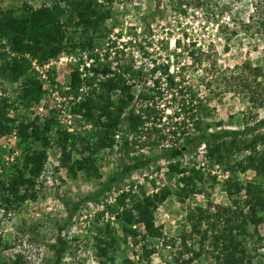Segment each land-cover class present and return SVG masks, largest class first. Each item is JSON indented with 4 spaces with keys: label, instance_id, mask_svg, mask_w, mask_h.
<instances>
[{
    "label": "rangeland",
    "instance_id": "obj_1",
    "mask_svg": "<svg viewBox=\"0 0 264 264\" xmlns=\"http://www.w3.org/2000/svg\"><path fill=\"white\" fill-rule=\"evenodd\" d=\"M258 1L260 0H117L111 17L100 27L103 36L95 39L91 50L63 52L44 64L52 62L48 66V79L43 82L45 93L39 101L32 104L31 110L44 116L51 106L61 103L67 92L64 88L69 82L70 71L75 67H78L81 74L86 73L84 78L92 76L90 85L96 91L101 80L110 72L124 71L122 73L125 78L133 76L131 92L134 95L143 79L147 80L145 86H151V80L158 78L162 88L166 86L169 75L178 83L177 88L183 91V99L188 101L192 98L193 102L200 100L209 107L208 116L202 119L203 124L212 123L208 131L217 129V122L224 128L242 129L246 123L252 124L262 118L264 107L252 108L248 95L241 91L232 77L240 73L248 76L244 67L247 62L254 67L264 68V36H255L237 28L239 31L236 35L227 37L239 20L248 21L249 15L253 14L254 4ZM25 2L36 8L50 0H0V13L11 10L17 14ZM176 40H179V45ZM91 64H98L108 71L100 70L92 75L89 69H85ZM158 65L168 66L167 75H160L159 69L151 71ZM41 71L36 70L40 78ZM248 79L253 81L252 76H248ZM83 85L84 88L76 92L80 95L78 101L90 92L89 87ZM19 88L18 82H7L0 77V96L14 98ZM174 94L175 96L165 89L155 100L159 106L176 108L180 112L177 119L188 117L184 126L186 132H198L197 124L188 115L190 113H183L180 92L177 94L176 91ZM111 95L117 100L119 92L114 91ZM172 112L167 108L163 119L167 120ZM16 113L21 116L23 109L19 108ZM57 124H60L58 119ZM72 125L75 127L74 131L78 132L92 133L95 130L93 123L79 114L73 117ZM137 127H123L120 123L114 132L119 137L114 136L113 145L96 153L99 177H88L83 172L71 176L59 165L58 148H48L45 169L36 180V198L24 201L8 213H3L0 209V264H13L17 257L20 264H55L51 246L56 244L58 234L67 242L61 264H101L96 253V236L105 232L106 225H109L110 236L115 238L111 251L112 264H173L175 256L178 257L182 250L180 236L189 230L184 219L188 210L198 206L213 209L216 205L232 208L237 205L241 208L245 197L244 189L236 194L237 203L234 205V195L232 198L228 195L226 182L264 185V178L257 176L253 170L234 172L227 166L228 161L233 164L248 151L232 153L227 158L211 157L207 155L205 146L186 152L180 158L182 166L189 169L185 174H189L193 168H199L203 174V179L193 180L196 191L184 192L182 189L186 185L180 179L182 174L169 172L166 160L159 159L129 172L121 180L112 183L96 199L80 202L85 196L94 193L108 177L118 174L121 161L131 163L136 158L160 150L159 144H134L132 136L136 135ZM257 131L263 132L264 128ZM182 140L183 137L180 142ZM20 150L14 131L2 135L0 169L19 159ZM163 190H168L169 193L155 209L154 224L166 237L176 238L175 245L164 246L158 239L144 241L140 236L135 238V243L130 235L123 232L122 222L116 214H121L124 207L131 209L132 200L142 196H155ZM122 191L129 192L131 196L125 199L124 206L116 205V196ZM77 202L78 208L69 220V212ZM243 213H248L247 206L243 207ZM132 227H136L140 233L145 232L142 223L133 224ZM246 229L250 233L244 237L251 258L250 264H264V221L255 226L248 222ZM189 240L193 251L179 257L193 256L198 250V238L195 236ZM144 242L148 248L154 249L149 256H145L141 250ZM210 248L208 244V249ZM208 249H204L199 257L194 255L190 264H214L215 259Z\"/></svg>",
    "mask_w": 264,
    "mask_h": 264
},
{
    "label": "trees",
    "instance_id": "obj_2",
    "mask_svg": "<svg viewBox=\"0 0 264 264\" xmlns=\"http://www.w3.org/2000/svg\"><path fill=\"white\" fill-rule=\"evenodd\" d=\"M116 1L50 0L36 8L25 2L17 14L11 10H3L0 13V77L7 82H18L20 85L14 98L0 96V137L14 131L17 146L21 149L19 159L0 169V209L3 213L18 208L28 199L36 198V180L45 169L47 149L52 146H56L59 150L60 167L71 176L83 172L88 177H99L96 153L104 147L113 145L114 132L120 123L123 127L138 126V136L132 138L134 144L142 145L146 142L159 144L160 150L136 158L131 163L121 161L119 173L108 177L94 193L85 196L80 202L96 199L112 183L121 180L129 172L148 166L159 159L168 160L166 168L169 172L182 174L180 179L186 185L182 189L184 192L196 191L193 180L203 179V174L199 168H193L189 174H185L189 169L182 166L180 158L202 144L206 146L207 155L211 157L227 158L232 153L248 151L243 158L233 164L227 160V166L234 172L253 170L257 176L264 178V131L256 132L259 128H264V116L252 124L246 123L242 129L224 128L217 122V129L208 131L212 123L203 124L202 119L208 116L209 107L200 100L193 102L192 98L188 101L183 99V91L177 88L178 83L169 75L166 86L162 88L158 78L151 80V86H145L147 80L143 79L135 97L131 92L134 85L133 76L125 78L124 71L110 72L101 80L99 90L96 91V88L90 85L92 76L81 77L78 67L73 68L68 82L69 91L65 93L74 91L76 95L80 84H86L90 92L80 101L71 104L69 110L70 113L79 114L92 122L95 126L92 133L69 131L60 126L57 124L53 108L44 116H39L31 110L32 104L39 101L45 93L44 80L37 76L32 61L35 60L39 66H42L49 59H54L63 52L91 50L95 39L103 36L100 27L111 17ZM62 2L64 5H61ZM263 7L264 0L254 4L253 14L249 15L248 21L239 20L227 38L236 35L239 31L237 28L251 32L255 36H264ZM179 43V40H176V44ZM244 67L253 81L250 82L248 76L242 73L233 76L232 79L241 91L248 95L252 108H262L264 107V68L254 67L249 62L244 64ZM85 69H89L92 75H96L100 70L108 71L107 68H100L98 64H91ZM157 69L161 70L162 75H167V65L155 66L151 71ZM46 74L48 79V71ZM165 89L173 96L176 91L177 94L178 91L180 92L183 113L185 111L190 113L188 115L197 124L198 132L185 134L187 130L184 126L188 117L177 119L180 112L176 108L159 106L155 99L160 97ZM114 91L119 92L117 100L112 98L111 93ZM19 108L23 109L21 116L16 113ZM167 108L173 112L167 120H163ZM182 137L183 140L180 142ZM123 145L122 141V148ZM171 158L175 160L172 161ZM225 189L231 198L234 195L232 198L234 205L237 203L236 194L244 189L242 207L216 205L213 209L198 206L188 210L184 219L189 230L180 236L182 250L179 251V256L193 251L189 239L196 236L199 248L194 254L195 257L201 256L202 251L208 249L209 244L211 248L208 251L215 259L214 264H250L251 258L244 237L250 235L246 229L248 222L255 226L264 221V185L251 182L242 185L238 181H232L225 183ZM168 193V190H163L155 196H142L132 200L131 209L124 207L121 214H116L122 222L123 232L130 235L135 243L137 241L135 238L140 236L144 241L158 239L164 246L175 245L176 238L166 237L154 224L155 209ZM129 196H131L129 192L122 191L116 196V205L124 206L125 199ZM78 205L79 202L75 203L69 212V220L72 219ZM244 206L248 207L247 214L243 213ZM140 223L145 226L144 233L132 227L133 224ZM96 242V253L100 257L101 264H112L111 251L115 238L110 236L109 225H106L104 233L96 236ZM55 243L51 246L55 255L54 261L55 264H61L67 242L58 234ZM141 250L145 256H149L152 250L154 251L148 248L145 242ZM194 255L187 258L175 256L173 264H190ZM19 261L17 257L13 264H20Z\"/></svg>",
    "mask_w": 264,
    "mask_h": 264
},
{
    "label": "built area",
    "instance_id": "obj_3",
    "mask_svg": "<svg viewBox=\"0 0 264 264\" xmlns=\"http://www.w3.org/2000/svg\"><path fill=\"white\" fill-rule=\"evenodd\" d=\"M50 63H52V62H49L48 64L43 65V66H39L36 63L35 60L32 61L33 68H35L36 70H39V71H41V69H44V71H41L42 72V74H41L42 77L41 78L44 81L47 79L46 72L48 71V66H49ZM87 65H89V63ZM85 74L86 73L81 74L80 76L81 77H84ZM160 75H162V74H160ZM53 85L55 86V84H53ZM83 88H84V85L83 84H80V87H79L78 90H82ZM64 89H66V91H69L68 90L69 89L68 84L65 86ZM137 92H138V90H137ZM137 92L135 93V97L137 95ZM79 99H80V95H78V94L75 95L74 93H67V94H65L62 97V100H61L62 102L61 103H58L57 105H54V106H51L50 107V109H52V108L55 109L56 118L59 120L60 125L62 127H64V128H66L69 131H74V129H75V127L72 125V123H73V117L75 116V114L70 113L69 106L71 104H73L75 101H78ZM67 106H68V108H67ZM162 119H163V117H162ZM185 134H188V132H186ZM114 136L115 137H119L118 134H115ZM135 136H138L137 133H136V135H133L132 138L135 137ZM199 147H205V145L202 144ZM170 160L174 161L175 159L174 158H171ZM166 163H168V160H166Z\"/></svg>",
    "mask_w": 264,
    "mask_h": 264
}]
</instances>
